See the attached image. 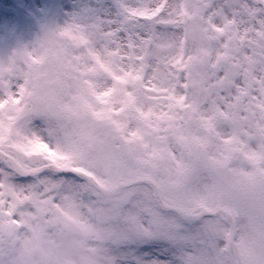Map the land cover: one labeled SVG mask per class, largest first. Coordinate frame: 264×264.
I'll return each mask as SVG.
<instances>
[{
  "label": "snow or ice",
  "instance_id": "6c2138e0",
  "mask_svg": "<svg viewBox=\"0 0 264 264\" xmlns=\"http://www.w3.org/2000/svg\"><path fill=\"white\" fill-rule=\"evenodd\" d=\"M98 264H264V0H84L0 56V244Z\"/></svg>",
  "mask_w": 264,
  "mask_h": 264
},
{
  "label": "clouds",
  "instance_id": "9594fccd",
  "mask_svg": "<svg viewBox=\"0 0 264 264\" xmlns=\"http://www.w3.org/2000/svg\"><path fill=\"white\" fill-rule=\"evenodd\" d=\"M99 247L76 229L40 228L0 244V264H98Z\"/></svg>",
  "mask_w": 264,
  "mask_h": 264
},
{
  "label": "rangeland",
  "instance_id": "374dc122",
  "mask_svg": "<svg viewBox=\"0 0 264 264\" xmlns=\"http://www.w3.org/2000/svg\"><path fill=\"white\" fill-rule=\"evenodd\" d=\"M76 6L77 0H0V56L29 44L43 25L62 24ZM84 234L99 244L95 236Z\"/></svg>",
  "mask_w": 264,
  "mask_h": 264
}]
</instances>
